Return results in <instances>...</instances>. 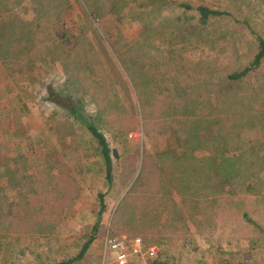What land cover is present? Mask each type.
<instances>
[{
  "label": "rangeland",
  "instance_id": "1",
  "mask_svg": "<svg viewBox=\"0 0 264 264\" xmlns=\"http://www.w3.org/2000/svg\"><path fill=\"white\" fill-rule=\"evenodd\" d=\"M0 1L4 2L0 15L5 10L16 9L28 21L36 17L33 0ZM68 1L70 15L67 24L75 35L84 33L92 42V58H96V52L99 56L100 62H94L98 67L88 62L84 64L90 69L89 83L107 102L113 120L124 122L121 129L96 124L112 151V179H107L108 165L91 134L80 128L81 124L67 110L47 101V85L61 88L67 81L61 63L55 58L49 64L38 63L36 74H41L43 84L32 83L29 76L0 66V198L5 197L8 205L21 199L19 188L11 186L10 182L20 175L14 174L16 168L23 169L22 174L26 171L33 177L40 176L47 166L45 173L35 179L42 182L41 193L47 208L53 203V197L62 199L60 208L50 209L60 213V216L56 219V232L44 236L51 238L49 244L44 238L41 241L32 236L13 238L12 234L6 237L0 232V264L69 262L91 239L85 255L73 264H118L105 247L108 238L117 236L140 237L147 246L157 248L158 255L154 259L136 258L128 264H264V166L252 173L250 181L253 189L242 197L229 195L230 186L226 178L216 182L211 179L207 193L197 192L188 196L184 192L186 195H182L178 190L180 182L174 180V175L164 165L153 166L150 159L151 154H161L170 161L171 157H165L166 154L177 155L183 149L177 144H174L175 148L171 146L169 139L174 134L161 133L155 143L145 136L142 107L123 66L135 63V60L138 66L145 64L139 62L138 52L128 50L143 36L134 4L127 5L131 0H94L99 1L100 9L102 3H107L110 8L114 6L119 14L124 12L120 17H125L118 24L119 17L116 15L105 18L107 10L105 17L96 14L98 20H95L89 0ZM203 1L212 8L224 2ZM234 2L244 3L241 0ZM253 2L259 7V12L253 19L252 27L240 22V15L244 13L237 3V7L232 8L237 15L236 21L228 18L220 26L202 31L201 38L185 30L186 27L170 29L168 36H164V42L172 46L174 53L168 54L164 61L174 58L178 50H182L183 57L189 61H198L205 50H253L254 30L264 32V0ZM252 9L256 12L254 7ZM111 20L116 24L110 27L108 21ZM110 30L115 32L111 39L106 34ZM103 44L107 46L108 53L104 51ZM115 44H118L117 47ZM226 64L221 65L219 70L227 68L224 67ZM211 69L215 71L216 68ZM97 70L101 72L100 76L94 74ZM260 75L264 76L258 74V77ZM258 77L251 76L252 85L258 86ZM18 97L26 103L28 114L21 110ZM86 100L89 112L86 116L90 119L96 106L89 97ZM250 111L253 115L261 113L264 105L258 100ZM66 118L72 121V126L63 124ZM261 126L249 123L243 127L238 134L245 145L264 142V125ZM203 136L204 139L208 137L207 134ZM195 154L198 159L209 155L204 151H196ZM21 158L24 159L20 161ZM246 161L250 162L247 158L242 160ZM244 166L247 164L243 163L241 170ZM148 167L153 168L150 171ZM184 168L179 180L184 179ZM250 169L256 168L251 166ZM100 193L104 194L105 208L99 219ZM186 196V205L182 206ZM158 197L161 201L157 200ZM242 198L245 200L238 202ZM177 204L181 210L176 208ZM237 206L243 208L239 210ZM242 212L261 227L257 229L248 225ZM230 219L234 223L231 224Z\"/></svg>",
  "mask_w": 264,
  "mask_h": 264
},
{
  "label": "trees",
  "instance_id": "2",
  "mask_svg": "<svg viewBox=\"0 0 264 264\" xmlns=\"http://www.w3.org/2000/svg\"><path fill=\"white\" fill-rule=\"evenodd\" d=\"M215 1L224 2L212 8L203 0L129 1L127 5L134 4L136 19L141 24L143 36L128 50L138 52L139 62L145 64L138 66V61L135 60V63L131 62L123 66L126 67L125 70L131 78L142 107L145 136L155 143L161 133H169V136L174 134L175 136L169 139L171 146L177 144V147L183 149L177 155L166 154L165 157H171L170 161L161 154L158 156L151 154V164L164 165L165 169L170 171L172 176L174 175V180L180 182L178 190L184 196L186 195L184 192H187L188 196L205 192L211 179L215 181L226 178L230 186L229 195L236 198L253 189L250 181L252 173L264 166V142L257 141L245 145L238 134L249 123H255L256 126L264 125V111L257 112L256 115L250 111L258 100L264 105V76L258 77V74H264V32L254 30L253 50L245 52L238 49L205 50L198 61L185 59L182 50H178L174 58L168 62L164 61L168 54L174 53L172 46L164 42V36H168L170 29L178 30L186 27L185 30L190 31L191 34L196 33L197 37L201 38L202 31L220 26L228 18L236 21L237 15L232 8L237 7V3L239 10L242 9L244 13L240 15L242 18L240 22L250 27L259 12V7L254 2L251 3L252 0H241L244 3L234 2L238 0ZM3 3L0 1V7L4 5ZM106 4L102 3L103 7L100 9L99 1L89 0L91 15L98 20L97 15L105 17L107 10L105 18L116 15L119 17L117 18L119 24L125 17L124 15L120 17L124 12L119 14L114 6L110 8L111 6L108 7ZM33 5L36 17L30 21L23 18L16 9L3 10L0 15V66L29 76L32 83L37 81L43 84L41 74H36L38 63L49 64L52 58L61 63L67 81L61 88H54L48 84L47 101L67 110L81 124L80 128L91 134L93 142L99 147L108 165L107 179L111 181L112 151L106 137L96 124L124 128V122L118 123L113 120L107 102L102 95L92 89L93 86L89 83L90 69L84 64L88 62L97 66L94 62H100L98 53L96 52V58H92L94 55L92 42L84 33L75 35L67 24L70 15L68 0H33ZM112 21H108L110 27L116 24ZM106 34L109 39L115 36L112 30L107 31ZM117 45L115 44L116 47ZM103 46L106 49L104 51L108 53L107 46L104 44ZM225 62L227 64L224 67L227 68L219 70ZM212 67L216 68L215 71L211 69ZM94 74L100 76L101 72L97 70ZM251 76L258 77V86L252 85ZM92 81L96 83L94 79ZM88 97L96 106L95 112L89 116L90 119L86 116L89 113L86 100ZM18 100L21 110L28 114L29 109L24 100L21 98ZM63 124L73 125L68 118ZM132 127L136 129L135 126ZM203 134H207L208 137L204 139ZM196 151H204L209 155L198 159ZM246 158L250 162H242ZM23 159L21 158L20 161ZM243 163L247 166L241 170ZM251 166L256 169L251 170ZM46 167L41 171L40 176L45 173ZM152 168L148 167V170L151 171ZM183 168L184 179L179 180ZM174 169L178 172L176 173ZM22 170L16 168L14 174L20 175L16 176L14 181L10 180L11 186L19 188L21 199L17 203L8 205L5 197L0 198L2 203L0 232L6 237L12 234L13 238L32 236L36 241L44 238L45 243L49 244L51 238L44 236L56 232L55 228L58 226L56 219L60 216V213L52 212L50 209L60 208L62 199L53 197V203L47 208L46 200L41 193L42 182L35 180L40 176L32 177L26 171L22 174ZM188 196L184 197L182 206L186 205ZM99 199L100 219L105 208L104 194L100 193ZM157 200L161 201L159 197ZM242 200L245 199L242 198L238 202ZM176 208L181 210L178 204ZM241 208L243 207L237 206V209L241 210ZM242 214L248 225L257 229L261 227L247 213L242 212ZM233 221L230 219L231 224L234 223ZM96 225H99V220ZM92 240L84 245L76 258L58 264H73L80 260L89 249ZM37 246H39L38 242ZM21 253L25 255L24 251ZM36 257L39 260L38 254Z\"/></svg>",
  "mask_w": 264,
  "mask_h": 264
},
{
  "label": "built area",
  "instance_id": "3",
  "mask_svg": "<svg viewBox=\"0 0 264 264\" xmlns=\"http://www.w3.org/2000/svg\"><path fill=\"white\" fill-rule=\"evenodd\" d=\"M106 249L118 264H128L133 259H154L157 248L147 246L140 237L117 236L106 240ZM141 264H149L142 262Z\"/></svg>",
  "mask_w": 264,
  "mask_h": 264
}]
</instances>
